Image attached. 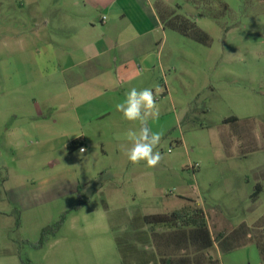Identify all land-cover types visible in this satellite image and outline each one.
I'll return each instance as SVG.
<instances>
[{
	"label": "rangeland",
	"instance_id": "1",
	"mask_svg": "<svg viewBox=\"0 0 264 264\" xmlns=\"http://www.w3.org/2000/svg\"><path fill=\"white\" fill-rule=\"evenodd\" d=\"M62 1L0 0V264H125L135 253L157 252L136 216L174 209L179 196L195 201L186 212L203 209L216 239L257 219L248 229L264 241V0H185L183 11L173 10L195 21L211 42L173 33L164 50L155 84L163 89L156 98L160 115L148 121L162 134L163 158L155 168L134 165L125 154L126 134L139 131L138 121L107 126L83 154L35 133L10 136L23 126L10 112L48 102L46 90L59 89L29 60L44 20L58 17ZM170 11L162 7L164 17ZM145 83L139 80L137 90ZM230 116L239 120L224 123ZM78 179L91 181L88 197L42 195L46 186L52 192V185Z\"/></svg>",
	"mask_w": 264,
	"mask_h": 264
},
{
	"label": "crops",
	"instance_id": "2",
	"mask_svg": "<svg viewBox=\"0 0 264 264\" xmlns=\"http://www.w3.org/2000/svg\"><path fill=\"white\" fill-rule=\"evenodd\" d=\"M185 3V0H63L58 17L52 22L44 20L41 39L36 40L37 52L29 60L32 64L36 62L41 77L48 83L56 82L59 89L46 90L48 102L27 107L26 111L10 112L17 124H23L19 131H9L10 136L29 137L35 133L49 143L64 145L78 140L79 146L73 149L80 150L86 149L94 136L103 139L107 126L119 129L125 119L115 104L124 100L122 93L137 89L139 80L146 81L143 88L154 89L156 70L164 65V50L175 40L173 33L181 35L165 26L162 7L183 11ZM61 95L65 96L63 101L58 100ZM73 172L76 179L78 174ZM90 183L87 179L83 183L79 179L74 184L58 183L52 185V192L46 186L42 195L88 197ZM33 196L38 199L36 193ZM189 199L179 196L180 203L174 209L137 215V227L143 238H152L145 215L177 210ZM106 214L107 210L101 217ZM254 222L243 220L237 225L249 228ZM242 236L245 240L232 249L222 250L215 245L219 264H264L251 231L248 229ZM125 264H159V257L156 251L146 256L138 252Z\"/></svg>",
	"mask_w": 264,
	"mask_h": 264
},
{
	"label": "trees",
	"instance_id": "3",
	"mask_svg": "<svg viewBox=\"0 0 264 264\" xmlns=\"http://www.w3.org/2000/svg\"><path fill=\"white\" fill-rule=\"evenodd\" d=\"M162 18L166 27L200 44H210V35L187 16L176 14L171 10L168 17L163 16ZM238 120V117L230 116L224 120V123ZM77 146H79V141L75 140L68 144V149L72 150ZM260 191L259 185H256L252 197L256 198ZM189 200L190 203H195L193 199ZM82 205L83 203H79L77 208ZM144 221L150 226L164 224L172 228L167 233H157L153 229L151 231L152 240L157 248L159 264H219L220 259L214 253L216 241L219 242L222 250L232 249L244 241L237 239H241L248 230L245 224H240L232 230V233L226 235L220 233L216 239L209 228L202 208H194L191 214L183 207L170 213L148 214L144 216ZM49 229L50 227L44 228L43 235ZM255 240L264 258V241L258 238Z\"/></svg>",
	"mask_w": 264,
	"mask_h": 264
},
{
	"label": "clouds",
	"instance_id": "4",
	"mask_svg": "<svg viewBox=\"0 0 264 264\" xmlns=\"http://www.w3.org/2000/svg\"><path fill=\"white\" fill-rule=\"evenodd\" d=\"M155 93L152 88L137 90L131 88L125 93V98L115 104V109L120 112L123 118L130 122H139V131L129 130L127 138L131 141V147L124 149L129 162L134 165L145 162L149 168H155L162 160V154L157 150L161 142L162 134L154 132L148 126L149 119L159 118V109L156 98L163 92L159 85H155ZM83 154L86 149L81 148Z\"/></svg>",
	"mask_w": 264,
	"mask_h": 264
},
{
	"label": "built area",
	"instance_id": "5",
	"mask_svg": "<svg viewBox=\"0 0 264 264\" xmlns=\"http://www.w3.org/2000/svg\"><path fill=\"white\" fill-rule=\"evenodd\" d=\"M105 18V17H104Z\"/></svg>",
	"mask_w": 264,
	"mask_h": 264
}]
</instances>
